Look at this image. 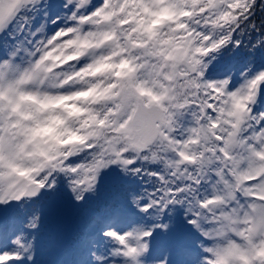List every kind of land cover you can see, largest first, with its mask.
<instances>
[{
  "label": "snow or ice",
  "instance_id": "obj_1",
  "mask_svg": "<svg viewBox=\"0 0 264 264\" xmlns=\"http://www.w3.org/2000/svg\"><path fill=\"white\" fill-rule=\"evenodd\" d=\"M0 264H264V0H0Z\"/></svg>",
  "mask_w": 264,
  "mask_h": 264
},
{
  "label": "trees",
  "instance_id": "obj_2",
  "mask_svg": "<svg viewBox=\"0 0 264 264\" xmlns=\"http://www.w3.org/2000/svg\"><path fill=\"white\" fill-rule=\"evenodd\" d=\"M257 14H258V17H259V15H260L259 7L257 8ZM257 22H259V20H257Z\"/></svg>",
  "mask_w": 264,
  "mask_h": 264
}]
</instances>
